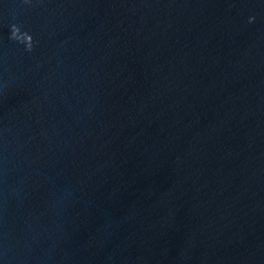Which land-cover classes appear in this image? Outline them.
<instances>
[{"label":"water","instance_id":"water-1","mask_svg":"<svg viewBox=\"0 0 264 264\" xmlns=\"http://www.w3.org/2000/svg\"><path fill=\"white\" fill-rule=\"evenodd\" d=\"M0 264H264V0H0Z\"/></svg>","mask_w":264,"mask_h":264}]
</instances>
